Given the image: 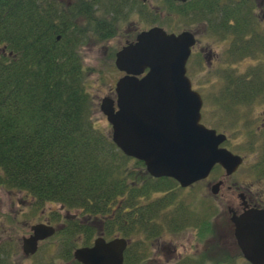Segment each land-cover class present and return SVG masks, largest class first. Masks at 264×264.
<instances>
[{"label":"trees","instance_id":"1","mask_svg":"<svg viewBox=\"0 0 264 264\" xmlns=\"http://www.w3.org/2000/svg\"><path fill=\"white\" fill-rule=\"evenodd\" d=\"M103 2L0 0V187L22 192L35 210L55 203L85 217L112 216L120 227L140 207L146 216H167L162 211L172 204L164 192L178 199L181 189L171 178L149 176L92 123L76 19L100 10L106 16ZM236 87L260 88L250 79ZM180 206L191 225L205 219L211 231L210 217ZM8 242L0 244L2 261L13 249Z\"/></svg>","mask_w":264,"mask_h":264},{"label":"flooded vegetation","instance_id":"2","mask_svg":"<svg viewBox=\"0 0 264 264\" xmlns=\"http://www.w3.org/2000/svg\"><path fill=\"white\" fill-rule=\"evenodd\" d=\"M160 2H163L170 14L174 13L181 18L186 25L184 29L175 30L165 27L164 24L163 26L155 24L162 7ZM103 3L108 12L106 16L102 15L105 11L100 10L91 14L88 19L81 17L76 19L79 55L83 44L90 45L93 41L100 43L117 40L119 48L112 51L115 63L119 50L134 43L140 33L151 28L160 27L167 33L176 35L189 32L194 37V44L190 47V54L186 61L187 76L188 66L191 64H216V66L227 64L231 65V69L223 66L218 70L224 71L222 76L224 79H229L232 86L239 85L242 79L256 81L260 86V88L248 90L239 87L224 90L220 99H223L227 107L237 105L246 98L253 100L264 95V88H261L264 86V83L261 84L264 82L262 80L264 77V0H105ZM97 19H102L105 24H99L96 27ZM140 22L144 25L143 27H139ZM135 23L138 24L137 29L129 28ZM124 26L128 29H123ZM214 47L218 49L215 50ZM243 61H249V64L256 66V69L241 76L236 67ZM120 73L119 78L124 75V72ZM105 97L116 100L115 89L111 88ZM255 123L257 127L252 133L255 137L253 144L256 146L258 144L257 147L261 150L259 155L261 160L258 164L262 165L261 162L264 161V106L258 113ZM216 167L221 169V174L213 183H220L218 194H220L221 187L226 188L225 207L228 217L221 219V212L214 219L211 218L210 232H206L208 227L204 224L205 219L201 220L199 225H191L189 219L193 218L187 216L185 210L183 213L180 211L182 208L180 205L184 203L180 198H173L172 192L168 191L164 192V197L170 201L172 206L174 202L182 204L179 206L176 204L177 208L172 206V209L171 207L165 208L162 213H167V216L158 214L155 217L146 216L143 207H140L136 216H130L128 213L125 218L122 217L120 227L112 225V216L80 219L76 215L68 217L67 214L52 218L39 217L34 223L26 220L23 222L24 225L30 223L25 229L27 232L18 238L14 236L13 244L9 238L8 247L13 249L6 261H2L0 250V264H17V257L19 261L21 260L19 264H84L76 254L81 249L92 247L99 238L106 241L124 239L126 241L123 251L125 264H164L166 260L169 264H251L244 258L239 247L231 217L239 216L250 208L264 209V201L253 194L250 189H243L241 184L233 182L228 185L229 178L238 169L227 175L220 165L214 168ZM208 178L197 181L193 185L208 180ZM176 184L181 192L193 186L181 187L177 182ZM218 194H212V196L217 197ZM234 197L238 200L236 203H234ZM60 208L66 210L63 206ZM198 219L197 217L196 220ZM34 225L52 227L54 233L37 238L35 250L26 253L23 250V239L34 235L31 230ZM189 227L196 230L194 233L196 238L191 236L186 239V244L180 237L185 234L181 232ZM118 230L121 231L120 234L112 236ZM3 241L0 238V244ZM178 248H181L183 252L178 251ZM161 249L164 252L163 261L161 256L159 257Z\"/></svg>","mask_w":264,"mask_h":264},{"label":"water","instance_id":"3","mask_svg":"<svg viewBox=\"0 0 264 264\" xmlns=\"http://www.w3.org/2000/svg\"><path fill=\"white\" fill-rule=\"evenodd\" d=\"M193 44L189 32L176 35L154 27L140 33L116 54L115 66L124 72L115 85L116 100L105 97L100 104L118 149L143 161L153 177L173 178L182 187L206 179L216 164L230 175L243 162L222 147L226 135L201 123L202 98L186 76ZM219 188L216 182L209 190L217 194ZM231 221L244 258L264 264V209H247ZM31 230L34 235L23 239L26 253L35 250L37 238L54 233L45 225ZM125 247L124 239L99 238L76 255L84 264H125Z\"/></svg>","mask_w":264,"mask_h":264},{"label":"rangeland","instance_id":"4","mask_svg":"<svg viewBox=\"0 0 264 264\" xmlns=\"http://www.w3.org/2000/svg\"><path fill=\"white\" fill-rule=\"evenodd\" d=\"M63 7L74 3L76 0H57ZM161 4V11L155 24H160L161 26L182 30L186 27L185 23L182 22L181 18L176 14H170L163 2ZM141 20H145L140 18ZM141 23V22H140ZM141 23L139 27H143ZM129 28H138V24L129 26ZM123 29H128L124 26ZM117 40H111L109 42L103 41L96 43L91 42L90 45H82L80 48V56L83 66L86 67L87 77L86 86L87 92L91 97L92 104V123L108 138L111 137V126L107 122L105 116L99 109V104L102 98L106 96V93L112 88L114 90L115 83L121 76V73L115 67L113 61V50L119 48ZM217 50V47H214ZM225 67L231 69V65H218L212 64H191L188 66V76L191 79L193 88L197 90L203 99L202 107V122L210 128H214L219 133H223L227 136V141L223 144L224 147L228 148L234 154H238L244 157L243 164L238 168V170L229 178L230 183L236 182L241 184L243 189L253 191V194L259 196L264 201V161L261 162L263 165H259L260 162V148L253 144L255 137L252 133L256 129L255 120H257L258 113L262 110L264 106V95L258 96L253 100L246 98L243 102L237 105L227 107L223 103V99H220L221 94L224 90H229L231 83L229 79H224L223 70H218L220 67ZM256 66L250 65L249 61H243L238 64L236 70L240 72L241 76L249 73L251 70H255ZM227 74V71H226ZM264 81V77H262ZM264 82H261L263 84ZM234 86H232L233 88ZM264 88V86L262 87ZM225 102V100H224ZM257 147V148H256ZM258 153V155H257ZM131 166L133 163L130 164ZM258 165V166H256ZM221 174V169L214 168L208 180L201 181L193 185L190 189L178 192L177 196L181 201L189 206L191 210L197 216L205 215L214 219L221 212V219L228 217L226 212V188L221 187L220 194L212 196L209 190V184L216 181V178ZM216 195V194H215ZM26 195L22 192H17L16 190L8 191L5 188L0 187V238L9 241L11 238V244H13L14 239L23 235L27 232L25 230L30 223L36 222L39 217H57L58 215H67L68 217L78 216L80 219L83 216L78 210H63L60 208L59 204H45L38 210L30 208L32 205L30 202L27 203ZM238 200L234 197V203ZM222 209V211H220ZM220 211V212H219ZM129 212V209L127 210ZM128 213L125 215V217ZM124 217V218H125ZM33 218V219H30ZM30 220L29 224L24 225L23 222ZM92 221V220H91ZM196 230L193 227L187 228L181 233H185L181 236L184 239L183 242L187 244L186 239L191 236L195 237ZM120 234L119 232H114L112 234ZM196 238V237H195ZM165 243V242H164ZM168 244V242H167ZM170 246V245H168ZM162 248V247H161ZM181 253V248H178ZM163 251L159 254V257L163 261ZM21 261V260H20ZM19 258H16L17 264L20 263ZM28 262V261H25ZM164 264H169L164 261Z\"/></svg>","mask_w":264,"mask_h":264}]
</instances>
